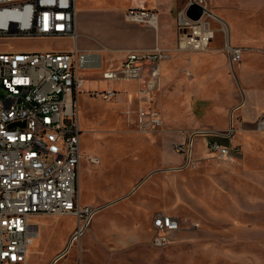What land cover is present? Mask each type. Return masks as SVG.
I'll return each instance as SVG.
<instances>
[{
	"label": "rangeland",
	"instance_id": "1",
	"mask_svg": "<svg viewBox=\"0 0 264 264\" xmlns=\"http://www.w3.org/2000/svg\"><path fill=\"white\" fill-rule=\"evenodd\" d=\"M212 27L217 46L220 24ZM68 46L65 39H0V51H57ZM250 50L253 54L239 63L252 65L244 77L238 65L236 72L227 70L221 77L203 71L198 80L179 53L170 55L166 62L172 69L168 74L160 69L154 95L165 126L154 133L136 130L125 96L111 102L83 92L77 96L81 153L99 159V164L81 160L79 199L82 205L102 209L57 264H264V130H255L264 113V44ZM204 77L206 82L196 83ZM251 103L260 109L253 120L245 121L242 111ZM230 117L235 131L226 143L240 147L239 159H216L205 139L196 136L193 163L181 169L183 158L173 149L178 132L227 127ZM156 213L171 215L180 225L170 244L159 249L149 244ZM35 221L40 231L24 264H51L75 219L42 215ZM139 234L141 240L133 242V235Z\"/></svg>",
	"mask_w": 264,
	"mask_h": 264
},
{
	"label": "built area",
	"instance_id": "2",
	"mask_svg": "<svg viewBox=\"0 0 264 264\" xmlns=\"http://www.w3.org/2000/svg\"><path fill=\"white\" fill-rule=\"evenodd\" d=\"M191 4L202 8L199 19L186 16ZM125 19L156 27L154 10L129 8ZM213 23L222 21L206 0H186L175 16L176 40L172 47L154 45L151 49L128 50L121 65L99 73V79L136 82L134 92L110 87L86 91L102 102L125 96L131 104L128 114L141 134L163 128L155 102L160 66L176 53L204 52L213 38ZM65 39L72 50L0 51V264H24L40 231L35 219L42 215L72 216L75 228L65 247L51 261L54 264L78 243L90 229L94 215L102 207L82 205L78 179L83 158L99 164V159L83 156L76 100L82 92L81 71L98 67V56L76 48L75 0H0V39ZM231 66L241 61L242 48L223 45ZM264 130V113L255 122ZM235 128L225 131L194 129L179 131L174 151L183 158L181 169L193 163V139L201 136L209 153L218 160L239 159L238 145L226 143ZM180 229L175 217L156 213L152 218L150 246L163 248Z\"/></svg>",
	"mask_w": 264,
	"mask_h": 264
},
{
	"label": "crops",
	"instance_id": "3",
	"mask_svg": "<svg viewBox=\"0 0 264 264\" xmlns=\"http://www.w3.org/2000/svg\"><path fill=\"white\" fill-rule=\"evenodd\" d=\"M185 1L75 0L76 48L95 54L99 60L98 67L87 68L81 71L83 77L82 92L86 93L89 90L105 89L106 87L134 92L137 87L136 82L99 79L95 75L117 69L123 62L128 50L151 49L156 44L168 48L172 47L176 40L175 16L177 11L183 8ZM206 1L211 11L221 19L226 28V34L221 31L222 36L218 39L220 44L217 46H215V35L210 41L207 51L189 52L187 54L179 53L180 61H187L186 68L192 72L197 80L201 77L203 71H214L220 77L225 76L227 70L236 72L235 68L239 63L233 67L231 66L229 57L223 50V45L226 41L232 47L243 49L241 60L244 56L248 58L249 54H253L254 51L252 50V52L250 49L263 46L264 44V0ZM129 8H143L156 11L158 17L156 27L138 25L127 21L125 19V11ZM218 29L220 30V27ZM72 49L73 44L70 41V46L62 50ZM251 66L247 62L240 64L238 67L239 76L244 77ZM161 68H164L165 74H168L172 69L171 63L165 61L161 64ZM206 81L207 79L204 77L203 80L196 83L200 82L199 84H202L201 82ZM250 105H253V109L251 110ZM259 109L260 106L258 105L247 104L246 108L242 111L243 119L245 121L253 120L257 116ZM162 119L164 128L165 119L163 115ZM231 120L232 117H230V122ZM232 124L234 126V120H232ZM229 126L230 123L228 121V126H225L226 129L224 126L204 128L218 131L227 130ZM178 139L179 135L175 136L174 140L177 141ZM74 228L75 225L71 232ZM150 230H152V220ZM141 238L140 234L133 235L132 240L133 242H139Z\"/></svg>",
	"mask_w": 264,
	"mask_h": 264
},
{
	"label": "water",
	"instance_id": "4",
	"mask_svg": "<svg viewBox=\"0 0 264 264\" xmlns=\"http://www.w3.org/2000/svg\"><path fill=\"white\" fill-rule=\"evenodd\" d=\"M201 14H202V8L198 6L197 4H191L186 9V16L192 20L199 19Z\"/></svg>",
	"mask_w": 264,
	"mask_h": 264
},
{
	"label": "bare ground",
	"instance_id": "5",
	"mask_svg": "<svg viewBox=\"0 0 264 264\" xmlns=\"http://www.w3.org/2000/svg\"><path fill=\"white\" fill-rule=\"evenodd\" d=\"M72 248V246L67 250V252L66 253H68V251L70 250ZM66 255V254H65ZM28 257V256H27ZM60 260V259H59ZM58 260V261H59ZM54 264H57L56 262L54 263Z\"/></svg>",
	"mask_w": 264,
	"mask_h": 264
}]
</instances>
